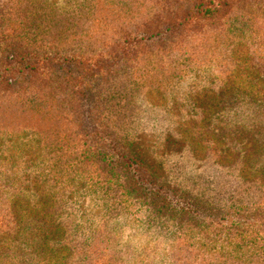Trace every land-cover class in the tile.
<instances>
[{"label":"trees","instance_id":"16d2710c","mask_svg":"<svg viewBox=\"0 0 264 264\" xmlns=\"http://www.w3.org/2000/svg\"><path fill=\"white\" fill-rule=\"evenodd\" d=\"M139 2L141 9L129 5L123 7L126 26L115 33H123L127 37L117 39L113 45L116 50H110L108 57L101 54L107 60L104 66L85 64L80 53L34 50L41 48L39 41L42 40L36 38L38 26L34 27L33 20L27 21L25 9L11 10L0 4V136L3 139L11 136L16 123H21L27 131L25 121L30 113L45 120H53L56 124L48 127L50 131H43L40 135L43 149L48 151V159L22 169L17 176L5 171V177L0 180V264H16L5 258L17 254L20 264H89L88 259L92 256L97 258L113 253L114 248L109 244L93 246L91 238L79 239L75 233L78 227L75 217L79 213L71 199L73 187L79 179L87 186L94 184L95 177L103 175L101 172L111 176H105L103 182L107 186L111 184L110 189L114 188L117 192L114 201L141 198L145 207L154 213L159 212V215L169 213L168 217L172 216L176 225L182 228H197L220 222L235 207V213L239 214L236 217H240L235 218L238 224L247 214L261 213L264 194L258 200L246 201L249 189L241 195L244 198L235 196L234 205L225 202L226 198L212 184L208 185V192L214 197L202 200L200 195L195 194L197 191L192 190L197 183L182 188L179 184L172 185L169 181L157 179L144 160L138 157L129 134L122 138L119 136L123 127L118 121L119 111L107 117V124L104 119L93 115L92 112L100 108L101 102L100 97H95L98 92L93 90L92 82L87 79L92 77L96 81H112L117 77L121 82L122 71L128 64L132 67L137 55L145 56L144 51H139L140 47L147 48L151 60L164 70L171 63H179L182 56H186L190 64L196 62L198 52L203 50L206 51L203 55L205 60H208L210 50H214L216 56L213 59L221 70L228 67V63L235 64L237 68L241 61L236 64L233 59L244 48L242 42H247V38V43L252 46L251 53L259 61H250L252 66L247 64L243 69L247 74L239 83L233 84L232 94H229L231 90L227 92V87L221 95L228 97L227 104L242 102L264 111V0ZM134 10L143 13L134 27L130 28L129 18L137 15ZM235 30L240 31L243 37L236 35ZM223 40H227L233 49L222 53L219 47ZM249 47L247 45V50ZM158 54L165 58H158ZM129 71L130 68L127 73ZM121 86L117 83L110 85L107 103H112V109L117 107L115 101ZM125 89L123 87V91ZM63 94H68L69 98L65 99ZM79 95H84V98L79 99ZM69 101L71 122L77 120L79 127L60 126L63 115L56 112V107L63 108ZM73 102L76 104L75 110L72 108ZM193 102L195 105L196 101ZM218 107L219 104H216ZM202 112L205 113L206 109L203 108ZM220 122L224 124L222 119ZM221 133L213 135L215 142H206L204 145L194 135L191 137L193 145H203L201 148L204 150L201 151H204V157L213 159L214 165L209 172L211 174L213 171V176L216 174L214 181L218 182L219 178L227 193L226 186L229 184L226 185L225 179L229 175L247 180L249 184H257L258 189L264 187V162L260 164L258 159L264 157V127L261 130L258 124H254L249 129L243 126ZM227 137L228 140L225 139ZM81 141L82 147H86L83 154L76 151L71 154L70 151L76 150ZM86 151L88 155L82 158ZM72 156L80 158L77 166L74 161L65 162L64 159ZM90 157L95 160L87 165L85 159ZM96 162L101 163V166L94 165ZM176 174H181L180 168ZM42 179L52 183L57 193L55 198H48L47 194L39 190L41 186L38 183ZM32 180H36L35 184L26 189L25 184ZM209 180L210 177L206 183ZM98 183H101L100 179ZM168 186L172 188V193ZM103 190L106 191L105 187ZM38 214L46 219L42 224L35 222ZM50 222L54 224L55 230L49 236L43 226ZM27 256L30 257L29 263L26 262Z\"/></svg>","mask_w":264,"mask_h":264},{"label":"rangeland","instance_id":"374dc122","mask_svg":"<svg viewBox=\"0 0 264 264\" xmlns=\"http://www.w3.org/2000/svg\"><path fill=\"white\" fill-rule=\"evenodd\" d=\"M19 1L0 0V4L11 10L25 9L27 21L33 20L34 27L38 26L36 38L42 40L39 41L41 48L34 50L61 54L80 53L79 56H83L85 64L96 66L106 65V57L101 54L108 57L110 50H116L113 45L117 39L127 37H124L123 33H115L126 26L123 7L129 5L141 9L139 0ZM29 11L31 15L28 16ZM134 11L137 15L129 18L130 28L134 27L143 13ZM234 33L243 37L238 30ZM246 41L249 42L247 38ZM247 42H242L244 48L239 50L233 59L236 64L241 61L237 68L235 64L228 63V67L223 70L213 59L216 56L214 50H210L208 60L203 58L206 53L203 50L198 52L196 62L190 64L187 62L188 58L182 56L179 63H171L168 69L164 70L160 64L151 60L147 48L140 47L139 51H144L145 56L137 55L132 67L128 64L122 71L121 82L117 77L112 81H96L92 77L87 79L92 82L93 90L98 92L95 97H100L101 102L100 108L92 113L104 119L107 124V117L119 111L118 121L123 126L119 136L122 138L129 134L138 157L144 160L157 179L159 177L172 185L179 184L182 188L197 183L192 190L197 191L195 194L200 195L202 200L214 197L208 192L210 184L226 198L225 202L235 205V196L244 198L241 195L246 189L250 192L246 194V201L258 200L264 194V187L258 189L257 184H249L247 180L243 181L233 175L227 178L222 176L227 180L226 185L229 184L226 186L227 193L219 178L218 182L214 181L216 174L213 176V171L211 174L209 172L214 165L213 159L204 157V151H201L204 143L215 142L214 134L228 133L243 126L249 129L254 124H258V128L263 130L264 111L242 102L227 104L228 97L221 95L227 87L229 92L234 83H239V80L246 76L247 71L243 69L250 61H259L251 53L252 46ZM247 45L250 46L249 50ZM232 49L227 40L220 43L219 50L222 53ZM158 58L165 56L158 54ZM145 59L148 61L144 62ZM113 83L122 85L115 101L117 107L114 109L112 103H107V93ZM123 87H126L124 91ZM229 94H232V90ZM62 96L69 98L68 94ZM78 98H84V95H79ZM72 104L75 110L76 104ZM216 104H219L218 109ZM201 106L206 109L205 113L200 109ZM56 112L63 115L60 126L79 127L77 120L71 122L70 101L63 105V108L56 107ZM54 126L56 124L53 120H45L30 113L25 121V128L28 127L29 131L24 130L21 123H16L11 136L5 139L0 136V180L5 177V171L17 176L22 169L46 161L48 151H44L40 135L43 131H50L48 127ZM35 130L38 132L35 133ZM63 130L70 133L66 128ZM79 133L80 128L78 135ZM192 135L203 145H193ZM225 139L228 140V137ZM82 142L76 150L70 151L71 154L75 151L83 154L86 147H82ZM87 151L82 158L88 155ZM258 159L260 164L264 162V157ZM64 160L74 161L77 166L80 158L72 156ZM91 160L94 161L95 158H87L85 163L88 165ZM96 164L101 166L99 162L94 165ZM178 168L181 169L179 176L176 174ZM96 169L100 171L99 167ZM101 173L103 175L100 178L95 177L94 184L90 186L79 179L71 196L79 213L75 217L78 226L76 236L79 239L91 238L93 246L102 243L114 248L113 253H107V256H92L88 259L89 264H264V202L261 213L247 214L241 224L235 220L240 219L236 217L239 214L235 213V207L233 212L220 222H211L197 228H182L176 225L172 216L168 217L169 213L163 212L159 215V212L154 213L145 207L141 198L129 197L114 201L117 192L114 188L110 189L111 184L107 186L103 182L105 176H111L105 172ZM208 177L210 180L206 183ZM99 179L101 183H98ZM35 182L36 180H32L31 183L25 184V188L33 187ZM1 184L0 181V186ZM38 184L41 186L39 190L42 194H47L48 198L57 196L56 189L52 188L49 180L45 182L42 179ZM101 185H104L106 191ZM35 187L37 188V185ZM168 187L172 193V188ZM22 199L25 200V197ZM42 216H35L37 224L46 220ZM230 220L234 224H231ZM43 228L49 236L50 232L55 230L52 222ZM5 259L20 264L18 254ZM29 260L30 257L27 256L26 262L29 263Z\"/></svg>","mask_w":264,"mask_h":264}]
</instances>
